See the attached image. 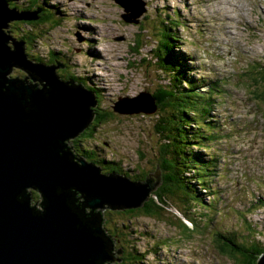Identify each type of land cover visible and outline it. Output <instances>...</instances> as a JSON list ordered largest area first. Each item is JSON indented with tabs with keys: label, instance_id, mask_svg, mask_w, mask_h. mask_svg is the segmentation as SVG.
<instances>
[{
	"label": "rangeland",
	"instance_id": "1",
	"mask_svg": "<svg viewBox=\"0 0 264 264\" xmlns=\"http://www.w3.org/2000/svg\"><path fill=\"white\" fill-rule=\"evenodd\" d=\"M12 1L25 4V0ZM45 1L60 11V22L56 26L36 27L34 33L39 37L32 50L45 61L51 52L59 54L60 58L54 61L63 65L57 68L56 75L75 73L86 78L85 82L97 88L100 96L97 113L102 110L116 114L107 120L109 124L93 132L87 144L94 146L96 154L105 161L120 160L124 170H132L133 174L145 171L146 179L150 178L152 183L155 178L148 173L155 169L147 162L154 157L150 143L156 141L150 138L157 137L152 134L154 119L151 117L157 111L148 117L120 114L113 109L119 98L135 97L141 92L150 94L161 81L151 61V54L158 48L155 25L149 18L155 8L160 6L170 14L172 8L177 9L180 15L176 12L174 16L183 21L178 27V46L182 54L192 59L186 69L192 66L197 71L195 75L191 72L176 75L178 88L185 90L189 78L193 83L197 78L200 83L203 78L206 81L218 78L219 84H224L213 96L214 111L210 118L215 120L214 124L218 123L219 134L229 133L208 151L219 159L221 170L213 178L219 191L217 187H213L214 192L207 190L204 199L216 201L217 209L211 210L208 216L212 224L205 221L198 229L189 227L191 233L187 235L171 211H168L171 215L162 213L160 218L115 214L111 219V215L103 213L111 225L122 221L128 227L129 240L120 241L124 244L118 246L121 250L116 249L119 254L135 247L143 252L141 264H234L217 250L215 233L264 245V0H185V3L183 0H141L145 3V13L136 23L123 21L124 10L115 0ZM221 15L222 20L227 16L230 21L220 23ZM17 23L25 24V21H12V27ZM11 75L25 76V73L15 68ZM121 108L125 109L123 105ZM147 131L150 132L147 134ZM161 181L159 172V183L147 192L145 201ZM40 201L38 196L31 205L39 206ZM162 240L167 242L151 251L150 246ZM112 255L118 260V254ZM119 263L120 260L108 262Z\"/></svg>",
	"mask_w": 264,
	"mask_h": 264
},
{
	"label": "water",
	"instance_id": "2",
	"mask_svg": "<svg viewBox=\"0 0 264 264\" xmlns=\"http://www.w3.org/2000/svg\"><path fill=\"white\" fill-rule=\"evenodd\" d=\"M115 2L124 22L136 23L145 12L141 0ZM0 3V264H108L117 259L103 235L101 213L141 207L160 171L148 173L154 183L134 182L102 174L71 154L67 143L94 118V96L62 81L56 75L59 61H29L24 42L6 32L12 21L37 20V10L18 12ZM15 68L24 78L11 75ZM113 110L149 116L157 108L141 92L119 98ZM33 192L41 197L40 208L31 205ZM257 264H264V256Z\"/></svg>",
	"mask_w": 264,
	"mask_h": 264
},
{
	"label": "trees",
	"instance_id": "3",
	"mask_svg": "<svg viewBox=\"0 0 264 264\" xmlns=\"http://www.w3.org/2000/svg\"><path fill=\"white\" fill-rule=\"evenodd\" d=\"M3 1L8 8L19 12L38 10L37 20L27 21L25 24L17 23L15 27L9 24V29L6 32L24 42L25 55L29 61L45 65L55 63V58H60L59 54L51 52L49 60L45 61L39 56L38 52L32 49L35 40L39 37L34 33L36 27L44 24L56 26L60 22V11L45 0H27L24 5H18L17 2L12 0ZM166 13L162 9L155 8L149 16L152 20L151 23L155 25L156 32L154 35H156V42H158V48L151 54V61L153 60L154 69H156L158 78L161 81L150 93L157 108L154 118L151 117L154 119L151 127L154 130L152 134H155L157 138H154V136L150 138L156 143H150V147L154 151V157L152 160H148L147 163L152 167V170L159 169L162 180L161 185L139 208L126 209L121 212H108L105 210L103 213L111 215V219L115 217V214H134L150 218H160L164 213L173 214L172 217L177 219L179 226L184 229L183 233L190 235L191 230L205 225V221L209 225L212 224V220H209L208 216L210 211L216 208L214 203L208 205L205 202V195L202 198L200 191L202 187L205 188L204 182L206 180L209 181L206 186L209 190L212 177L217 172L214 167L219 159L212 158L211 154L203 155L201 151L209 147L207 144L211 141L216 140V126L213 124L214 121L210 119V109L215 102L213 96L218 92L220 85L224 84H219L218 81H203V83L199 81V84H197L192 82V78H189L190 80L185 81L188 84L185 90L178 88V85L175 84V80L178 79L176 75H189L190 70L189 68L186 69L187 59L185 55L182 54L179 47L174 48L180 40L176 31L178 26L175 23L176 17ZM62 61L66 63V60ZM61 73L58 72V75L62 81H71L77 86L79 85V87L93 94L97 104L100 102L97 88L90 87L85 82L86 78H81L80 75L75 73H68L67 75ZM18 77L24 78V75ZM179 81L181 80L179 79ZM199 85L207 86V90L201 91ZM97 108L96 106L94 109V118L90 125L73 141H69L73 145L70 148L71 154L75 158L83 159L85 162L98 167L102 174L114 173L123 175L130 180L132 179V181H143L147 177L145 171H138L137 168L138 174H133L132 170H124L120 160L115 162L105 161L96 154L94 146L89 147L87 144V139L94 135L93 132L105 123L109 124L107 120L116 115L112 112L105 113L102 110L97 113ZM149 132L147 131V134ZM96 140L95 142H97ZM69 142L67 143L68 146H70ZM33 194L36 198L39 196L37 192H33ZM75 197L77 203L82 201L78 194ZM169 202L171 203L169 204ZM39 203V206H35L40 208L41 202ZM172 204H174L173 207ZM168 211H171V214ZM103 213H101V229L105 238L112 243V253L114 254L115 250L124 244L120 243L121 240L122 242L129 240L127 239L128 227L125 226L126 222L122 221H119V224L122 223L121 226L118 222L111 225L108 219H104ZM189 227L192 229L190 230ZM217 233H215V241L218 244L217 250L220 251L222 256L232 260L234 264H257L259 258L264 255V245L261 243L252 242L248 244L233 235L227 234L225 236L222 233ZM239 241L242 244H238ZM164 242L167 241L162 240L153 243L150 246L151 251L154 248L161 247L165 244ZM119 255L116 256L120 260L119 264H141L144 256L143 252L136 250L135 247L126 249V251L123 250L122 255Z\"/></svg>",
	"mask_w": 264,
	"mask_h": 264
},
{
	"label": "bare ground",
	"instance_id": "4",
	"mask_svg": "<svg viewBox=\"0 0 264 264\" xmlns=\"http://www.w3.org/2000/svg\"><path fill=\"white\" fill-rule=\"evenodd\" d=\"M181 1V0H180ZM223 2H225V1H223ZM212 6H213V3L211 4ZM211 14H214V11H211ZM222 18H223V15H221L220 16V19H219V22L220 23H222V24H224L225 23V21H230V19L227 17V16H225L224 17V19L222 20ZM229 32V31H228ZM230 33V32H229ZM231 34V33H230ZM191 61H192V59H191ZM194 66V65H193ZM101 90V89H100ZM188 127V126H187ZM216 132V131H215ZM214 134V133H213ZM212 135V134H211ZM218 135H220V134H218ZM213 137V136H212ZM216 138H217V136H216ZM205 188L204 187H202V190L200 191V194H201V197L203 198L204 197V195H205V197H206V191L208 190L207 188H206V186H207V184H209V181L208 180H206L205 182ZM205 197H204V199H205ZM210 201H211V199L210 200H207V203H208V205L210 204ZM206 202V201H205Z\"/></svg>",
	"mask_w": 264,
	"mask_h": 264
},
{
	"label": "clouds",
	"instance_id": "5",
	"mask_svg": "<svg viewBox=\"0 0 264 264\" xmlns=\"http://www.w3.org/2000/svg\"><path fill=\"white\" fill-rule=\"evenodd\" d=\"M55 64V63H54ZM54 64H52V65H54ZM45 65V64H44ZM46 66H48V65H46ZM57 70V69H56Z\"/></svg>",
	"mask_w": 264,
	"mask_h": 264
}]
</instances>
